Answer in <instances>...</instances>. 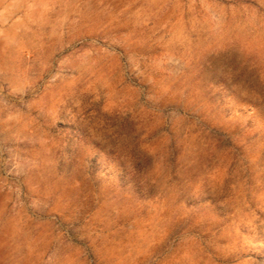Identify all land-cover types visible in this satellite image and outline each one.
<instances>
[{"label":"rangeland","instance_id":"374dc122","mask_svg":"<svg viewBox=\"0 0 264 264\" xmlns=\"http://www.w3.org/2000/svg\"><path fill=\"white\" fill-rule=\"evenodd\" d=\"M0 264H264V0H0Z\"/></svg>","mask_w":264,"mask_h":264},{"label":"crops","instance_id":"0c3cea01","mask_svg":"<svg viewBox=\"0 0 264 264\" xmlns=\"http://www.w3.org/2000/svg\"><path fill=\"white\" fill-rule=\"evenodd\" d=\"M39 252L42 256L51 255L55 256V254L60 253L63 254L64 257L67 256L68 253L72 252L71 247H64V246H46L40 247Z\"/></svg>","mask_w":264,"mask_h":264}]
</instances>
